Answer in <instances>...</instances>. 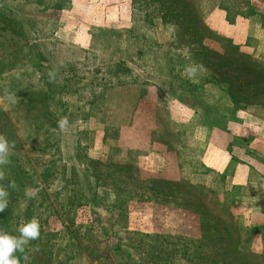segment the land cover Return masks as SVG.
Returning <instances> with one entry per match:
<instances>
[{
	"label": "rangeland",
	"instance_id": "obj_1",
	"mask_svg": "<svg viewBox=\"0 0 264 264\" xmlns=\"http://www.w3.org/2000/svg\"><path fill=\"white\" fill-rule=\"evenodd\" d=\"M0 134L27 264H264V0H0Z\"/></svg>",
	"mask_w": 264,
	"mask_h": 264
},
{
	"label": "clouds",
	"instance_id": "obj_2",
	"mask_svg": "<svg viewBox=\"0 0 264 264\" xmlns=\"http://www.w3.org/2000/svg\"><path fill=\"white\" fill-rule=\"evenodd\" d=\"M49 82H56L57 72L49 71ZM59 127L64 129L68 125V118L62 117L58 121ZM14 144L10 143L4 134H0V181L6 178V166L11 163V152ZM15 180H9L7 186L0 183V212H3L9 204V189H17ZM37 190L25 188V197L32 199L37 196ZM19 235H12L4 229H0V264H21V257L17 253H24L25 247L32 240L40 238L41 224L38 217L33 216L29 221L23 223L17 229ZM29 257L23 256L24 264H27Z\"/></svg>",
	"mask_w": 264,
	"mask_h": 264
},
{
	"label": "trees",
	"instance_id": "obj_3",
	"mask_svg": "<svg viewBox=\"0 0 264 264\" xmlns=\"http://www.w3.org/2000/svg\"><path fill=\"white\" fill-rule=\"evenodd\" d=\"M74 181L76 182V180H75L74 178H73V181L70 180V182H69V186L73 187ZM160 187H162V186H160ZM163 187H164V185H163ZM165 188H166V187H165ZM73 191H77V190L74 189V187H73ZM9 192H10V195H11V196H14V195L16 194L15 190H13V189H9ZM78 193L81 194L80 191H79ZM161 193H162V194H165V193H166L165 189H163ZM79 194H77V195H78L79 197H81V195H79ZM72 196H74V194H73ZM77 198H78V197H77ZM9 208H10V207H9V205H8V207H7L3 212H1V214H0V229H4V230H6L7 232H9L10 234H12V235H16V234H13V232H11L10 229L8 228V226H7L8 222H9V220H10V217L8 216V215H10V211L8 212V209H9ZM2 223H4V224H2ZM27 253H28V252H27V249H25V252H24V253H17V255L21 257V264H24L23 256H24V255H27ZM28 257H29V256H28Z\"/></svg>",
	"mask_w": 264,
	"mask_h": 264
}]
</instances>
